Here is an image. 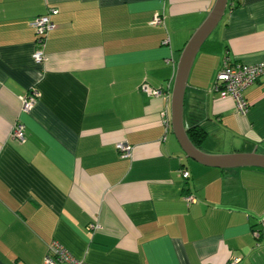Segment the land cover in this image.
<instances>
[{"label":"crops","instance_id":"0c3cea01","mask_svg":"<svg viewBox=\"0 0 264 264\" xmlns=\"http://www.w3.org/2000/svg\"><path fill=\"white\" fill-rule=\"evenodd\" d=\"M214 1L0 0V264H41L53 240L87 264H264V233L252 236L264 170L199 165L161 125L179 53ZM50 10L39 43L31 24ZM224 57L264 63V0H227L182 107L185 130L204 133L201 152L227 155L202 147L212 134L234 149L220 153L264 155V76L243 90L240 116L213 91ZM16 123L22 142L9 137Z\"/></svg>","mask_w":264,"mask_h":264},{"label":"built area","instance_id":"2783aa9c","mask_svg":"<svg viewBox=\"0 0 264 264\" xmlns=\"http://www.w3.org/2000/svg\"><path fill=\"white\" fill-rule=\"evenodd\" d=\"M56 14L55 10H50L48 15L36 18L31 27L34 30V34L39 43H41L44 36L53 29V25L49 20L50 15ZM162 23L161 17H154L151 21V25L158 26ZM44 56L41 52H35L32 55V60L36 64L42 63ZM264 76V63L255 65L237 64L232 63L227 57H224L221 62V67L216 73L213 82V91L217 94L220 100L229 99L233 103L235 112L244 116L247 112V104L242 95L243 90L253 83H255L260 77ZM141 90L148 93L151 96L158 97L161 95L160 91L150 90L145 85L141 87ZM37 101V94L30 90L25 96L20 99V110L26 113L32 109ZM161 125L164 128V132L168 131L170 127L169 120L162 119ZM24 127L21 124H14L10 131V139L16 142L23 141ZM116 151L122 157H128L130 155V147L120 142L115 145ZM179 175L183 179L188 178L186 171H179ZM187 200H190L188 198ZM261 228L252 231V236L257 240L262 233H264V213L260 219ZM89 229L98 230V226L90 224ZM231 263H236V260ZM41 264H87L83 261L77 260L70 256L56 241H51L46 248V252L43 256Z\"/></svg>","mask_w":264,"mask_h":264},{"label":"water","instance_id":"95a60500","mask_svg":"<svg viewBox=\"0 0 264 264\" xmlns=\"http://www.w3.org/2000/svg\"><path fill=\"white\" fill-rule=\"evenodd\" d=\"M226 2L227 0L214 1L204 20L193 31L179 53L169 96L170 129L185 158L199 165L219 170L235 168H258L264 170V155L257 154L255 149L248 154H206L191 144L183 127V96L193 59L202 43L221 19Z\"/></svg>","mask_w":264,"mask_h":264},{"label":"trees","instance_id":"16d2710c","mask_svg":"<svg viewBox=\"0 0 264 264\" xmlns=\"http://www.w3.org/2000/svg\"><path fill=\"white\" fill-rule=\"evenodd\" d=\"M185 132L188 140L191 142L193 146L197 148L198 144L202 142L204 133L196 126L187 128Z\"/></svg>","mask_w":264,"mask_h":264},{"label":"rangeland","instance_id":"374dc122","mask_svg":"<svg viewBox=\"0 0 264 264\" xmlns=\"http://www.w3.org/2000/svg\"><path fill=\"white\" fill-rule=\"evenodd\" d=\"M171 137H172V135H171ZM172 138H173V137H172ZM206 143H208L207 146L204 147V145H203L202 147H203L205 150H209L210 152H215V154H217V152H218V154H228V153H220V152H232V153L234 152V151H232V150H234V149H230V148H228V147H224V148L216 147V146L214 145L215 140L213 139L212 134H209L208 139L206 140ZM241 150H244V148H241ZM262 216H263V215H262ZM262 216H261V217H262ZM260 219H261V218H260ZM258 222H259L258 227L261 228L260 220H259Z\"/></svg>","mask_w":264,"mask_h":264}]
</instances>
